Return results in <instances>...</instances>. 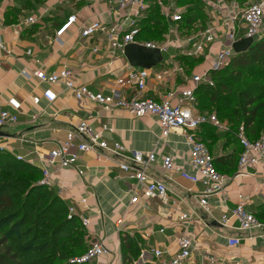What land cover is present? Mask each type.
<instances>
[{"label":"crops","instance_id":"1","mask_svg":"<svg viewBox=\"0 0 264 264\" xmlns=\"http://www.w3.org/2000/svg\"><path fill=\"white\" fill-rule=\"evenodd\" d=\"M229 1L239 3L237 0ZM246 5L247 2L241 6ZM109 7L107 0H0V9L5 13L6 20L3 32L5 49H0V104L3 109L10 110L6 106L7 100L15 97L22 101L24 109L17 124L0 129L3 142L15 149L11 155H20L31 164L38 154L47 155L65 141L67 132L77 123L88 119L96 129L108 125L110 130L104 138L109 143L118 142L132 150L157 153V161L147 173L164 181L181 199L180 210L165 206L159 199H148L140 190V202L131 205L133 194L129 191L135 187L136 181L119 168L121 158L109 152H105L101 159L95 153L82 155L79 163L85 169L82 178L75 170L53 171L52 189L58 195L59 191H65L67 206L84 197L88 199L86 204L77 203L80 217L90 220L89 226L84 227L88 234L87 245L93 238H98L108 249V254L92 264H124L121 238L126 234L140 239L141 253L134 264H156L152 250H160L165 258H170L178 252L182 236H191L196 246L186 264H212L204 260L205 253L217 259L214 264H264V243L259 238L264 231H255V238L249 239L247 233L239 230L236 219L232 218L227 225L221 223L226 213L230 217V209L245 204L264 224V166L250 169L247 175H238L241 146L237 138L238 148L235 143L228 146V138L211 137L210 134H207V142L201 136V129L199 131V139L209 147L215 159L238 153L234 166L217 164L219 171L232 177V181L225 195L210 197L214 212L209 215L198 198L206 186L201 182L193 183L185 175L192 176L194 173L188 163L191 146L180 130L163 139L156 118L136 119L123 109L104 111L97 104L77 101L61 86L53 88L58 95L53 105H48L44 99L37 106L31 105L30 98H42L46 86L28 81L22 75L24 69L57 71L66 66L75 71L81 85L94 92L109 94L117 77L125 74L130 67L152 69L155 73L171 63H178L185 67L188 78L192 74H200L224 45L223 39L214 43L207 50L206 58L190 70L189 65L180 60L184 57L181 52L173 49L161 56L135 46L125 52L114 51L101 33L93 39L81 40L82 24L93 20L109 21ZM179 9L185 10V7ZM73 14H77L78 23L62 37V44L57 43L54 40L56 31ZM30 17L37 18L36 24L24 25ZM95 48H98L97 52ZM29 51L32 53L28 54ZM173 56H176L175 60L171 59ZM185 81V77L179 75L177 80L161 84L152 77L144 97L160 100L168 90L182 86ZM135 93L134 89L121 90V95L126 98ZM34 114L39 115L36 121H32ZM163 156L174 158L175 170L172 173L164 171ZM42 163L38 162L35 166L41 169ZM180 211L193 213L192 220L182 222ZM120 218L124 219L121 231L116 224ZM230 240H238V243ZM143 251L147 254L144 260L141 259Z\"/></svg>","mask_w":264,"mask_h":264},{"label":"built area","instance_id":"2","mask_svg":"<svg viewBox=\"0 0 264 264\" xmlns=\"http://www.w3.org/2000/svg\"><path fill=\"white\" fill-rule=\"evenodd\" d=\"M110 7L108 13L109 21L93 20L84 22L80 28V38L83 41L93 39L98 34H104L110 48L114 51L125 52L130 45H138L147 49L158 50L162 55L169 54L170 50L181 52V56L200 59L206 58L207 50L219 40L224 41V45L210 61L207 69L200 74H192L187 77L185 67L178 63H171L162 71L153 72L147 68H129V70L117 77L115 86L109 94L102 91L94 92L86 85H81L77 74L69 67H62L57 71L22 70V75L28 81H35L37 86L45 85L42 98L32 96L31 105L37 106L42 99L48 105H53L58 100V95L54 91L55 86H61L79 102H90L99 105L104 111L123 109L128 111L136 119L145 117L156 118L160 124L164 139L173 131L180 130L186 135L191 146L189 165L193 170V175L185 174L193 183H203L206 190L198 198L203 210L212 215L214 210L210 205V197L214 195L223 196L227 187L232 181V177L222 174L215 165V158L208 146L197 136V131L203 125H212L218 129H226L225 124L216 114H202L197 110V88L205 83H212L211 73L228 68L235 55L236 43L252 39L253 41L264 37V0L254 4H247L242 7L239 3L229 0H203L208 13L207 25L198 28L196 31L188 33L181 31L180 24L183 21V13L173 5H167L162 9V14L170 23L168 33L163 41H142L139 39L140 22L146 17L151 8L150 0H107ZM162 1V0H160ZM5 13L0 9V49H5L3 32L6 25ZM36 17H30L24 21V25H34ZM78 23L77 14H73L64 21L56 31L54 40L62 44V37ZM16 28L20 29L19 26ZM95 52L98 48L94 49ZM32 52L29 51L28 54ZM176 59V56L171 58ZM185 77V83L180 87H173L166 92L160 100L148 99L144 97L147 92L148 81L154 77L161 84L177 80L178 76ZM134 89L135 94L126 98L121 95V90ZM6 106L10 110L3 109L0 104V129L15 125L19 122V115L24 112L22 101L15 97L7 100ZM39 115H32V121L38 120ZM108 125H103L101 129H96L88 119H83L67 132L66 139L53 149L49 154H38V158L32 161L35 165L43 162L41 171V185L54 188L52 179L53 171L75 170L79 177L85 175V169L79 165L82 155L88 153L97 154L98 159L103 158L105 152L121 158L119 168L136 181L129 193L133 194L131 205H138L140 197L138 190L142 191L148 199H159L165 206H171L180 210L181 199L175 196L164 181L152 178L147 170L157 161V153L154 151L144 153L127 148L122 143H109L104 134L109 131ZM236 138L241 146V153L238 161V175L248 174L250 169L257 166H264V136L256 140H251L246 133L244 126H240L236 132ZM38 146H35L37 148ZM75 150V151H74ZM15 149L3 142L0 136V152L13 154ZM19 161H24V157L17 155ZM163 169L167 173L175 170L174 158L163 156ZM65 191H59V196L64 201ZM87 197L82 198L81 204L87 203ZM77 201L68 205V215L70 219L79 218L84 227L90 224L89 219L80 217L78 213ZM223 216L222 224L227 225L232 218L239 223V230L247 233L249 239L255 238L253 233L257 230L264 231V224L259 218L246 208L245 204H238ZM193 213L180 211L179 219L182 222L192 220ZM121 231L124 219L120 218L116 222ZM264 243V232L259 235ZM231 241V240H230ZM238 240H232L231 242ZM196 246L191 236H182L178 242V252L170 258L164 257V252L152 250L156 259V264H186L193 256ZM108 254L102 239L93 238L86 252L71 260V264H92ZM146 252H142L141 259L144 260ZM204 260L214 264L217 259L205 253Z\"/></svg>","mask_w":264,"mask_h":264},{"label":"trees","instance_id":"3","mask_svg":"<svg viewBox=\"0 0 264 264\" xmlns=\"http://www.w3.org/2000/svg\"><path fill=\"white\" fill-rule=\"evenodd\" d=\"M237 1L240 5L246 2V0ZM173 2L175 5L178 4L179 8L184 7L182 4L185 5V10H182L181 31L187 30L188 33H191L207 25L209 17L203 0H173ZM169 28L170 23L162 15L160 8L153 5L148 11V16L140 22L139 39L163 41ZM181 59L189 65L190 70H193L203 60L202 58L197 60L187 57H180ZM255 76L264 82V37L253 41V44L245 52L237 53L228 68L211 73L212 83H205L197 88L195 94L199 112L216 114L211 113V109L216 108L222 116L226 117L225 126H231L230 128L226 127L222 132L212 125H203L201 136L205 141L208 140L207 134L217 138H228L232 134L236 137L240 126L245 127L247 136L251 140L260 138L259 134L261 133L264 134V87L262 89L254 88L255 85L252 83L255 82L250 81ZM218 118L221 119L219 116ZM199 131H197V136H199ZM237 156L236 152L226 158L215 159V165L216 167L217 164L234 166ZM18 173H29L36 175L40 180L42 179V171L39 167L19 161L11 154L0 152V264H49L57 259L62 260L63 264H71L69 259L83 255L88 248L86 244L88 234L78 218L63 219L56 228L47 222L39 223L41 225L39 228H35L37 232L33 239L29 237L31 229L18 235V229L25 223L20 220L27 216L26 209L32 208L28 197L32 198V201H39L41 199L39 192H44L45 188L49 189L48 195H53L55 202H58L60 206L59 208H62L63 211H59V215L64 216L68 212L66 202L54 189L47 186L41 184L32 186L26 179H21V184L29 185L30 191L28 194L17 193L15 188L18 185L15 180L20 178ZM33 193H36V196ZM51 206H55V204ZM16 223L17 225L14 227ZM8 225L11 227L6 229ZM43 225H46L47 230L43 229L42 238L45 241L40 246L38 245L41 241L40 228ZM60 235L64 237H60ZM23 239H27L25 245L21 243ZM62 239L64 241H61ZM50 244L52 246L51 253H47L50 252ZM139 244V238L134 239L127 234L122 236L124 264H134L138 260L141 253ZM30 250L38 252L41 257L34 258L32 255H28L27 252ZM60 252L63 254L61 255ZM46 254L49 255L46 256Z\"/></svg>","mask_w":264,"mask_h":264},{"label":"rangeland","instance_id":"4","mask_svg":"<svg viewBox=\"0 0 264 264\" xmlns=\"http://www.w3.org/2000/svg\"><path fill=\"white\" fill-rule=\"evenodd\" d=\"M151 1V6L153 5H157L159 8H160V12L162 13V9L164 7H166L167 5H170L172 6L173 4L175 5V3L173 2V0H150ZM259 0H246L247 4H254L256 2H258ZM173 5V6H174ZM184 7L185 5L182 4ZM174 7L176 8H179V5L176 4ZM181 8V7H180ZM163 15V14H162ZM258 76H255L250 82H255V83H252L254 86V88H263L264 87V82L262 79H257ZM264 101V100H263ZM211 113H216V115H218L221 119V121L223 123H226V117L222 116V114H220V112H218L216 110V108L214 109H211ZM7 127V126H6ZM227 128H230L231 126H226ZM5 128V127H4ZM216 128V127H215ZM220 131H225V129H218ZM259 136H264V134H259ZM228 144V146H232L233 143L236 144V147L238 148V144H237V140H236V137L232 135L228 136V140L226 142ZM17 175H19L20 178L16 179L15 182H16V185H18L16 188H15V191L17 193H23V194H28L30 191L29 190V185H22L21 184V179H26L27 181H29L30 185H39L41 183V180L39 179V177H37L36 175H33V174H29V173H18ZM49 189L45 188V191L44 192H39V197L41 198L39 201H32V198L28 197V200L31 202L32 204V208L31 209H26L27 211V216L22 218L20 220L21 221H25V223L23 224V226H21L19 229H18V235H20L21 233L27 231V230H30L31 229V234L29 235L30 239H33V237L35 236L36 234V230L35 228H39L41 224L39 223H48L49 225H52L53 228H56L58 227L59 223H61V220L63 219H69V215H68V212L67 214H65L64 216H60L59 215V211H63L61 210L62 208H59V204L58 202H55V199L53 198V195H48ZM34 196H36V193H33ZM21 197V196H20ZM25 198V197H24ZM55 206H51V205H54ZM57 204V205H56ZM48 207V208H47ZM51 207V208H50ZM45 208H47V210H44ZM50 208V209H49ZM19 223V222H18ZM16 224H14V227H15ZM10 228L11 226H6V229L7 228ZM41 241L39 242L38 245H42V243L45 241L43 238H42V232H43V229H46V225H43L41 226ZM60 237H64L63 235H60ZM27 239H23L22 240V244L25 245ZM61 241H64L63 239ZM52 244V242H50ZM50 244V252H47V253H51V249H52V246ZM87 244V242H86ZM61 253V252H60ZM28 255H32L34 258H39L41 257L38 252H33V251H29L27 252ZM63 253H61L62 255ZM49 254H46V256H48ZM68 256V254H67ZM77 257V256H76ZM33 258V259H34ZM60 258V257H58ZM74 259L71 258L69 259V262H71V260ZM49 264H63V261L62 260H55L54 262L51 261Z\"/></svg>","mask_w":264,"mask_h":264},{"label":"water","instance_id":"5","mask_svg":"<svg viewBox=\"0 0 264 264\" xmlns=\"http://www.w3.org/2000/svg\"><path fill=\"white\" fill-rule=\"evenodd\" d=\"M253 44V40L252 39H245V40H242L238 43H236L235 45V51L237 53H242V52H245L246 50L249 49V47ZM133 46L139 48V49H144V50H147L148 52H151V53H156L157 55H160L161 56V52L158 51V50H152V49H147V48H144V47H141V46H138V45H130L126 48L125 51H127V49H130L132 48ZM136 58V57H134ZM135 65H138V66H141L143 67V65H140L139 63H135Z\"/></svg>","mask_w":264,"mask_h":264}]
</instances>
